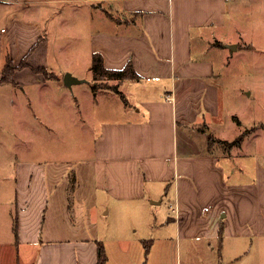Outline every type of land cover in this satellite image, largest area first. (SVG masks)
Returning a JSON list of instances; mask_svg holds the SVG:
<instances>
[{
  "label": "crops",
  "instance_id": "0c3cea01",
  "mask_svg": "<svg viewBox=\"0 0 264 264\" xmlns=\"http://www.w3.org/2000/svg\"><path fill=\"white\" fill-rule=\"evenodd\" d=\"M230 1L167 0L163 8L159 3L146 8L143 1L125 0V20L119 18L109 29L104 17L106 29L100 26L92 35L91 60L100 52L112 69L131 60L141 77L116 79L128 105L122 117L101 122L93 155L75 164L74 199L67 189L72 163H40L34 157L19 163L18 220L0 238V264H100V245L107 256L104 264H134L136 252L157 264L155 258L169 255L174 236L187 264H205L207 250L218 253L215 264L240 256L244 264H264V154L256 125L247 127L241 144L230 152L211 143L228 139L220 135L224 91L212 77L216 58L230 56L222 55V48L229 47L218 35ZM21 2L0 0V8L13 9V31L0 29V78L8 60L17 65L14 80L0 84L41 81L48 90L49 81L59 77L47 67L42 26H31L19 15ZM25 27L34 32L22 42ZM208 52L212 58L200 56ZM24 57L29 64L20 66ZM41 67L50 76L35 70ZM128 80L141 93L122 89ZM158 80L159 92L154 84L142 85ZM96 90L97 95L116 91ZM236 120L244 125L237 115ZM22 121L27 137L30 128L33 136L32 115ZM33 185L38 194L32 193ZM99 209L117 216L124 212L131 219L101 223Z\"/></svg>",
  "mask_w": 264,
  "mask_h": 264
},
{
  "label": "rangeland",
  "instance_id": "374dc122",
  "mask_svg": "<svg viewBox=\"0 0 264 264\" xmlns=\"http://www.w3.org/2000/svg\"><path fill=\"white\" fill-rule=\"evenodd\" d=\"M140 1L146 8H152L154 3H159L161 8L167 6V0ZM124 5L125 0H23L17 6L19 15L31 26L35 22L42 26L47 41L42 46L47 48V67L59 78L49 81L51 88L48 90L41 81L23 83L19 87L10 83L0 84V134L4 136L0 138V238L7 237L5 232L12 230L18 220L20 207L16 176L19 175V163H26L32 157L40 163L56 159L72 163L67 189L73 197L78 185L75 164L93 155L101 122L109 119L107 116L113 119L122 117L121 110L128 104L121 94L102 90L97 95L93 88L94 84L97 88L104 87L103 84L113 86L117 80L95 78L90 52L92 35L100 26L105 28L104 17L109 29L119 18L125 20ZM229 5L226 23L218 35L224 38L226 45L238 42L239 46L233 50L222 48V55L230 56L223 60L216 58L215 75L212 77L224 91L225 110L220 117V135L228 139L216 138L212 146L220 152L232 151L236 146L231 144L236 138L246 134L247 127L256 125L258 145L264 154V0H231ZM12 10L8 6L0 8V29L4 27L13 31ZM30 27L27 31L26 27L20 31L22 42L29 41L33 34L34 29ZM194 42V52L199 55L198 42ZM212 55L214 53L208 52L200 56L212 58ZM68 72L85 81L67 85L65 74ZM164 82L169 84L170 79ZM132 83L128 80L120 87L130 93H141L140 89L131 86ZM142 83L154 84L155 92H159V85H162L159 80ZM144 91L148 92V89L144 88ZM27 115L33 117V136L29 129L31 137H27V126L22 121ZM236 115L245 126L237 124ZM29 141L34 152H27ZM33 189L32 193L38 194V185H33ZM113 204L110 202L112 208ZM101 210L97 213L101 223H113L119 218L131 219L124 212L117 216L113 210L110 213H102ZM174 239L169 255L155 258L157 264H187L180 240L175 236ZM134 253L130 254L134 257ZM135 255L134 264H148L147 255L138 252ZM217 256L216 250H207L205 264H215ZM243 261L244 256H240L226 264H244Z\"/></svg>",
  "mask_w": 264,
  "mask_h": 264
},
{
  "label": "trees",
  "instance_id": "16d2710c",
  "mask_svg": "<svg viewBox=\"0 0 264 264\" xmlns=\"http://www.w3.org/2000/svg\"><path fill=\"white\" fill-rule=\"evenodd\" d=\"M93 64H92V68L94 71V75L96 79H109V80H113V79H119V80H125L128 78H140V74H138L135 69H134V65L133 62L130 60L128 62V64L121 69L118 68H108L105 64V60L103 59V56L100 52H95L93 54ZM29 63L27 62V57H24L21 61L20 66L22 65H28ZM17 65L15 63L12 62V60H8L7 61V65L4 68V73L1 76L0 80L3 82H8V81H13V74L14 71L16 69ZM36 71L38 70H42L44 71V73L47 76H50L47 72V70L43 67L41 68H36ZM104 87L106 88H112L113 90H116L117 92H119L121 94V96L123 97V99L127 102L126 96L125 94L122 92V90L119 89V86L117 84H114L113 86H109V85H105L103 84ZM94 90L97 89V85L94 84L93 86ZM244 138V134L240 135L238 138H236V140L231 144V146H236V145H240L242 140ZM213 140V139H212ZM212 143V142H211ZM99 256H100V264H104L107 260V256L105 253V249L103 247V245H100V249H99Z\"/></svg>",
  "mask_w": 264,
  "mask_h": 264
},
{
  "label": "water",
  "instance_id": "95a60500",
  "mask_svg": "<svg viewBox=\"0 0 264 264\" xmlns=\"http://www.w3.org/2000/svg\"><path fill=\"white\" fill-rule=\"evenodd\" d=\"M232 50L238 48V43L228 44ZM83 79H79L78 77L72 75V73L68 72L65 74V83L67 85H72L73 83L81 82Z\"/></svg>",
  "mask_w": 264,
  "mask_h": 264
}]
</instances>
